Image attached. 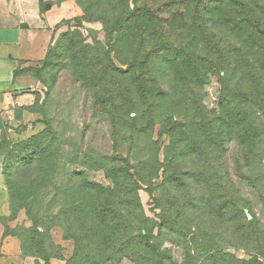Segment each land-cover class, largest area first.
<instances>
[{
	"label": "rangeland",
	"instance_id": "1",
	"mask_svg": "<svg viewBox=\"0 0 264 264\" xmlns=\"http://www.w3.org/2000/svg\"><path fill=\"white\" fill-rule=\"evenodd\" d=\"M160 1L126 0L120 7L115 0L51 1L52 8L62 6L67 13L54 28L50 54L39 65L17 73L26 78V87L38 90L31 108L38 120L13 127L0 115L1 221L6 234L19 241L24 256L44 264H264V141L254 140L248 148V122L242 115L232 120L236 117L222 111L223 74L201 65L207 52L200 44L209 41L213 47L220 41L228 50L236 49L233 58L241 63L249 58L261 71L264 50L258 61L248 57L243 40L233 38L222 24L213 26L205 14L206 3L192 2L186 16L176 18L181 13L166 14L167 5L159 6ZM93 3L98 13L87 21L84 7ZM245 4L249 36L255 20L264 28V0H245ZM130 12L136 14L133 21L143 20L141 24L150 16L158 17L153 33L146 22L121 36H107L102 20L121 13L123 21L130 23ZM159 46V54L171 57L178 69L149 82L151 89L164 87L166 93L158 92L144 103L129 75H114L105 53H110L115 68L127 71L133 63H146ZM104 64H110L112 72L104 70ZM149 113L154 128L137 132L145 125L143 115ZM20 114L18 110V118ZM168 117L200 124L227 117L231 129L224 135L211 134L205 126L196 129L183 150L173 154L175 168L184 174L182 183L164 181L161 171L141 187L139 196L112 200L113 210L103 212L105 224L95 229L90 241L85 239V230L76 231L70 225L69 211L60 213L59 205L52 203L54 195L63 196L66 189L68 195L63 198L74 202L87 192L81 189L82 183L111 186L97 162L107 164L114 152L133 164L153 163L157 158L163 162L170 140L160 124ZM48 130L37 146L44 151L40 164L15 162L18 181L15 193H10L6 179L11 146L19 147ZM114 220L118 225L110 227Z\"/></svg>",
	"mask_w": 264,
	"mask_h": 264
},
{
	"label": "trees",
	"instance_id": "2",
	"mask_svg": "<svg viewBox=\"0 0 264 264\" xmlns=\"http://www.w3.org/2000/svg\"><path fill=\"white\" fill-rule=\"evenodd\" d=\"M115 1V5L120 7L121 2L126 0ZM138 2L139 0H136V3ZM192 2H199V5L206 3L204 7L205 14H208L211 17L213 26L222 24L224 29H229L233 38H236L239 42L243 40L241 46L248 57H252L256 61L262 57L264 50V28L261 27L262 25L258 20H255L252 24L253 28L249 30L250 35H247L246 26L248 24L245 17L248 15L249 10H247L245 0H163L162 2L160 1L159 6L167 5V7L163 9V12L166 14L170 12L175 14V11L180 12L181 14L176 16V18H184L186 16L185 10L189 8ZM255 2L258 3L259 0H255ZM135 7L138 12H141V9L137 8V4ZM84 11V18L87 21H91L95 13H98L97 6L94 3L92 6H89L88 4V9L87 7H84ZM150 11H152L151 8L148 9V12ZM122 18L123 17L120 13L118 18H104V20H102L104 31L107 36L111 35L114 37L116 34L121 36L124 33H128L130 29L132 30L138 24V26L142 27L146 22L149 25L148 30L150 33H153L154 27L159 20L158 17L150 16V19L141 24V21H143L141 18L133 21L136 19L135 12H130L128 15V18L132 20L130 23L128 20L123 21ZM109 24L113 27L111 31H109ZM200 45H202L207 52L205 57L206 62L204 59L200 60L201 65L206 64L211 71H217L223 74L221 80L225 90L222 94V111L226 109L228 110L227 113L229 116L236 117L232 120H235L237 119V116L242 115L244 121L248 122V128L245 131V135L248 138L247 144L249 143V145H247L248 148L254 140L263 139L264 141V71H261L260 68H258V65L256 66L255 64H252L249 58H246L243 63H241L238 57L233 58V53L236 49L228 50V48L223 46L220 41H217L213 47L208 46L209 41H202V44ZM87 48L90 47L87 46ZM156 49L158 52H155ZM156 49L152 56L148 55L146 57V63L143 62L144 64L140 63L138 65L133 63L128 67L127 71L115 68L110 53H105V55L109 54L107 56H109V61L111 62V65H113L114 75L116 73L129 75V77H131L136 83L135 86H137V92L144 103H148L150 97L159 94L158 92L161 94H164V92L166 93V91H163L164 87L151 89L149 82L156 77L160 79L166 78L173 73V71H177L178 69V66L175 68V64L173 63L174 60L171 57L164 53L159 54L162 52L160 46L159 48L156 47ZM49 54L50 50L47 58ZM99 61L103 60L100 59ZM159 61L161 63H159ZM106 64L103 65L104 70L107 69L109 72H112L110 71L111 65ZM157 65H160L161 67L157 69ZM182 68L185 70L188 69L186 64H183ZM152 75L155 77H152ZM231 104H239V106H236V108L231 110L229 108ZM226 118L227 117H217L209 120L207 124H200L195 121L182 122L172 117H168L160 124L161 132H163L162 134L168 136L170 140V144L165 147V157L163 162L157 158L153 163H149V161H140L133 164L129 158L122 157L114 152L110 156V160L107 161V164L97 162V169L103 170L107 174L108 178L111 180V186L103 188L93 184L82 183L81 189L87 191L85 194L82 193L85 196H79L74 202H71L63 198L68 195L67 190L64 189L65 195L60 196L55 194L52 203L59 205L60 213L65 210L69 211L70 225L75 228L76 231L85 230L87 234L84 238L89 239L90 241V239L96 235L95 229L98 228V226L105 224V222L102 221L104 210L107 208L108 211L110 209L113 210L112 200L125 196H139L138 193L141 190V187L148 186L152 180L158 177V174L161 171L163 172L164 181L171 184L182 183L184 174L177 171L178 169L175 168L174 165L176 161L173 154L179 150H183V147L187 144V137L189 135H194L196 129H200L201 127H207V131L211 134L219 132L224 135L227 130L231 129V120L229 122ZM142 119L145 121V125L140 128L136 127L137 132H141L140 130H145L144 132H146L154 128V121L151 113L143 115ZM122 120H124L123 117L121 118V123H125ZM48 132L49 130L42 135L33 137L27 142H22L19 147L16 145L11 146L12 152L10 153V158L12 159V162L6 179L10 193H15L14 187H17L16 183L18 181L14 174L15 162H21L22 164L28 162L31 164L32 162H35L40 164L41 160L44 158V151L37 148V146L38 142H41L42 138H45ZM54 136L55 133L52 130V140ZM17 148L19 149L17 150ZM249 159H251V156H249ZM152 185L153 184H151V186ZM56 190L61 191L63 189L57 187ZM79 191L80 190H77L76 193ZM90 198L95 201L93 203L88 201ZM62 208H64V210H62ZM134 208L139 210L140 206ZM64 214L67 213L64 212ZM87 216L91 217L88 219ZM108 225L114 227L118 225V222L114 220V222H110ZM65 230L66 232L70 231L68 226H66ZM5 235L10 236L9 234H6V232Z\"/></svg>",
	"mask_w": 264,
	"mask_h": 264
},
{
	"label": "crops",
	"instance_id": "3",
	"mask_svg": "<svg viewBox=\"0 0 264 264\" xmlns=\"http://www.w3.org/2000/svg\"><path fill=\"white\" fill-rule=\"evenodd\" d=\"M51 1L0 0V115L13 127L38 120L37 113L31 110L38 90L26 87V78L17 73L45 60L55 36L54 28L66 16L65 9L52 8ZM2 216L0 213V264H44L24 256L19 241L5 235Z\"/></svg>",
	"mask_w": 264,
	"mask_h": 264
}]
</instances>
